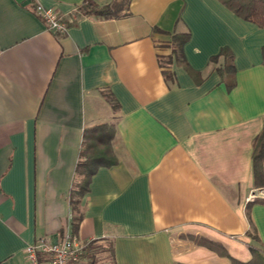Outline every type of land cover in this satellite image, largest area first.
Masks as SVG:
<instances>
[{"label": "crops", "instance_id": "crops-1", "mask_svg": "<svg viewBox=\"0 0 264 264\" xmlns=\"http://www.w3.org/2000/svg\"><path fill=\"white\" fill-rule=\"evenodd\" d=\"M85 1L117 16L83 15ZM124 1L0 0V264H27V244L68 232L96 241L94 264H238L251 245L264 257L252 162L264 129V28L220 0ZM37 3L65 30H49ZM155 28L189 34L171 79ZM223 47L229 88L211 64ZM83 150L116 162L91 164L73 228Z\"/></svg>", "mask_w": 264, "mask_h": 264}, {"label": "trees", "instance_id": "trees-1", "mask_svg": "<svg viewBox=\"0 0 264 264\" xmlns=\"http://www.w3.org/2000/svg\"><path fill=\"white\" fill-rule=\"evenodd\" d=\"M128 2V0H126ZM124 1V2H126ZM226 6L231 8L237 15L243 17L246 20L252 21L259 27L264 28V0H220ZM123 2V3H124ZM81 14L83 15H97L101 17L117 16L112 12L110 4L98 5L96 3L85 1L83 6L80 7ZM114 11V10H113ZM155 30L167 38L164 41L165 45L169 47L170 52L167 55H159V63L163 68L162 72L166 79H171V71L169 69L170 64L173 60L182 61L183 59V45L188 39L187 31H166L159 28ZM211 64L215 70L220 74L221 78L225 80L227 87L234 85L233 74H234V62L231 51L225 47L221 49L218 55L211 58ZM226 78H228L226 80ZM100 128V127H99ZM84 150L81 151L83 159L79 161L77 165V181L76 186L73 187L70 197V203L72 208V221L71 225L76 228L80 219L81 213L78 208L79 200L86 190V186L90 180V175L93 172L92 163L95 161L100 164L109 165L116 162L114 154H107L106 151L94 152L90 155H84ZM101 155V156H99ZM99 156V157H98ZM253 173L255 183L259 186H264V129L253 139ZM249 236L257 240V237L253 235L251 229H249ZM201 243H207L205 240L197 241ZM96 241H89L84 243L83 251L80 255L79 262L84 258L89 260L88 264H94L96 260L97 245ZM107 247L110 245L106 243ZM101 248L100 246L98 249ZM252 257L247 262H240L238 264H264V257L262 250L253 245L250 246ZM110 256V248L109 250ZM102 253V252H101Z\"/></svg>", "mask_w": 264, "mask_h": 264}, {"label": "built area", "instance_id": "built-area-1", "mask_svg": "<svg viewBox=\"0 0 264 264\" xmlns=\"http://www.w3.org/2000/svg\"><path fill=\"white\" fill-rule=\"evenodd\" d=\"M34 12L44 20L49 30H65V24L58 19L53 7H45L37 3ZM255 196L254 193H250L247 200H253ZM83 247L84 243L70 232L65 233L57 241L40 237L26 245L25 258L27 264H41L40 255L47 257L48 264H77Z\"/></svg>", "mask_w": 264, "mask_h": 264}, {"label": "rangeland", "instance_id": "rangeland-1", "mask_svg": "<svg viewBox=\"0 0 264 264\" xmlns=\"http://www.w3.org/2000/svg\"><path fill=\"white\" fill-rule=\"evenodd\" d=\"M107 253H108V251H105L103 254H104V255H107Z\"/></svg>", "mask_w": 264, "mask_h": 264}]
</instances>
